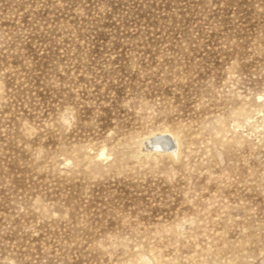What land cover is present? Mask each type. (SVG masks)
<instances>
[{
  "label": "rangeland",
  "instance_id": "374dc122",
  "mask_svg": "<svg viewBox=\"0 0 264 264\" xmlns=\"http://www.w3.org/2000/svg\"><path fill=\"white\" fill-rule=\"evenodd\" d=\"M0 264H264V0H0Z\"/></svg>",
  "mask_w": 264,
  "mask_h": 264
},
{
  "label": "bare ground",
  "instance_id": "6f19581e",
  "mask_svg": "<svg viewBox=\"0 0 264 264\" xmlns=\"http://www.w3.org/2000/svg\"><path fill=\"white\" fill-rule=\"evenodd\" d=\"M171 138V139H175V135L173 134V132L171 133L170 131H162V132H158V133H153L151 135H149L148 137L145 138V140H143V147L149 151H153V152H172V153H177V151L175 150V143L173 146L169 147L168 150H164V145L163 142L165 141L164 139H160V138ZM154 147V148H153Z\"/></svg>",
  "mask_w": 264,
  "mask_h": 264
},
{
  "label": "water",
  "instance_id": "95a60500",
  "mask_svg": "<svg viewBox=\"0 0 264 264\" xmlns=\"http://www.w3.org/2000/svg\"><path fill=\"white\" fill-rule=\"evenodd\" d=\"M160 139H164L165 141L163 142L164 145V150H168L169 147L173 146V140L171 138L165 137V138H160ZM154 148V147H153Z\"/></svg>",
  "mask_w": 264,
  "mask_h": 264
}]
</instances>
